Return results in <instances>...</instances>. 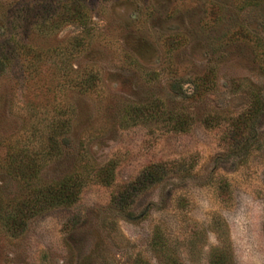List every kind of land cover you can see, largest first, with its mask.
Instances as JSON below:
<instances>
[{"label":"rangeland","instance_id":"rangeland-1","mask_svg":"<svg viewBox=\"0 0 264 264\" xmlns=\"http://www.w3.org/2000/svg\"><path fill=\"white\" fill-rule=\"evenodd\" d=\"M0 264H264V0H0Z\"/></svg>","mask_w":264,"mask_h":264},{"label":"trees","instance_id":"trees-1","mask_svg":"<svg viewBox=\"0 0 264 264\" xmlns=\"http://www.w3.org/2000/svg\"><path fill=\"white\" fill-rule=\"evenodd\" d=\"M153 175H154V173H152V175H151V172L150 173L149 172H144L135 182H133L132 184H130L128 186V189L124 190V193L120 194V198H121L120 200H122L123 198H126L127 197V195H126L127 193L128 194L131 193V195H132L134 193V191H137L140 187H145V185L148 183V181L153 179V177H152ZM60 201H62V200H60Z\"/></svg>","mask_w":264,"mask_h":264}]
</instances>
